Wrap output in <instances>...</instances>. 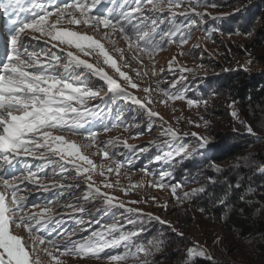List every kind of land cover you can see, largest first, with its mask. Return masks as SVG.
<instances>
[{
    "label": "rangeland",
    "instance_id": "1",
    "mask_svg": "<svg viewBox=\"0 0 264 264\" xmlns=\"http://www.w3.org/2000/svg\"><path fill=\"white\" fill-rule=\"evenodd\" d=\"M193 7L196 11L207 13V15L203 18L197 17L191 11ZM185 8H188L189 11L185 15H180L185 12ZM174 11L175 17L168 12L151 14L152 18L157 19L158 26L160 20L164 21L165 31L172 29L174 25L177 27L183 25L177 36L173 38L174 42L165 43L151 57L147 54H140L134 47L130 49V41L120 37L117 32L111 33V29L100 27L94 31L92 27L83 24L82 26L71 25L75 30L87 32L95 39L100 40L110 55L117 60L121 71L127 73L131 81L138 87H131L128 80L121 77L110 65L104 64L102 56L96 54L85 56L76 49L71 50L90 63L103 67L126 92L141 98L147 104V108L122 97L114 99L113 94L108 92L105 81L94 75L91 77V83L102 91L95 99L87 101V107L89 110L97 111L106 109L107 115L111 114L112 110L118 111L120 113L119 120L113 119L108 122L105 126L109 129L108 131H104L105 127L101 131H97L95 141H90L86 136L77 133L67 131L57 133L79 145H89L82 147L81 151L96 165L95 169L88 166L91 181L85 179L87 174L82 173L77 176L73 167L67 164L66 173L62 178L59 175L57 178H60L61 182L78 183V188L66 190L61 195L56 189L45 191L32 184H28L27 187L20 186L19 194L24 195L27 198L26 201H31L27 208L28 211H39L44 207H51L54 210L56 219L43 233L46 240L63 242L67 239L68 232L74 233L71 237L73 240H81L93 231H102L108 226L116 225L121 230H125V233L139 232V235L133 240L135 245H147L148 241L154 239L163 241L162 250L156 252L152 257L154 264H184L182 261L185 260L187 249L196 243L202 246L213 259L195 258L194 260H202L207 264L246 262L247 257L245 256L250 253L247 247L250 246L240 249V247L228 245L222 240L216 219L200 212V209L194 210L192 200L199 193L180 203L173 196L169 187L159 188L154 185L161 182L160 178L163 173H170L164 177L162 182L165 185L180 183L182 187L177 189V197H183L184 192L203 187V175L200 176L198 173L199 167L203 165L201 160L210 155L212 145L220 143L225 135L236 132L234 125H245L241 123L243 119L232 99L224 101L219 98L217 102L210 104L209 98L212 95L207 97V92L210 89L209 83L212 81L211 84L214 85L215 77L225 72L241 70L251 75H259L264 73V65L248 55H228L224 52L227 44L248 38L239 34L230 36L220 34L214 37V27L218 29L226 24L234 14V9L223 10V5H207L205 0H199V4L195 0L191 4H189V0H184V4ZM49 19L54 20L55 16H51ZM190 19L197 21L191 29L188 27ZM63 21H67V19L65 18ZM106 32H110L111 35L106 37ZM181 34L187 39L183 45L179 42ZM35 35L39 34L35 33ZM41 42L44 43L43 38ZM49 48L51 45L45 43L43 49ZM116 49L120 51H116ZM51 50L56 51L55 49ZM120 52L124 53L123 59L120 57ZM57 54L63 56V53L58 52ZM133 55L139 57V62L133 59ZM225 60L230 62V68L226 67ZM170 63L171 69L169 68ZM184 69L192 71H183ZM153 71L156 75H151ZM138 72L149 74L138 75ZM200 84H203L202 88L205 92H202L199 87L196 88V85ZM145 88H148L150 92L145 93ZM162 90L167 91L170 95H182L184 99L171 100L168 96L163 95ZM188 100L199 103L189 105ZM218 105L224 107L234 125L224 128L221 118L215 121L214 113H216ZM149 110L158 115L150 116ZM233 111L237 112L239 119L231 115ZM169 126L182 137L171 139L165 135V129ZM202 138H207L210 141V144L203 149L200 147ZM128 145L133 147L129 148ZM181 149H183L182 152ZM105 150L109 154L108 157L103 155ZM128 161L131 163L129 164ZM41 163L43 162L36 160V165ZM116 163L121 164L118 172L115 171ZM101 166L103 167L101 168ZM53 167L57 174L60 172L58 165H49L45 169L47 176L43 177L45 184L52 182ZM262 167L260 166L257 172ZM109 168H112L113 171L109 172ZM88 183H92L94 187H99L101 192L112 196L114 205L123 202L125 207L106 205L100 196L85 200L84 195L89 191L86 187ZM106 184H111L112 187H105ZM206 194L209 196L208 193L203 196ZM70 203H78L85 211L83 213L74 212L71 208L66 207ZM129 207L159 216L162 220L168 221L171 227L154 219L141 218L134 213H129L126 210ZM172 227L178 232H182L183 236H178L176 232H173ZM141 229L143 231H140ZM18 230L26 232L23 227ZM19 235L25 238L29 246L31 245L29 234ZM125 251L126 248L121 245L105 249L100 253L99 258L91 255L59 256V252H54V255L59 256L61 264H110L108 256L124 254ZM41 259L42 264H49L51 258L43 255ZM112 264H116V262H112ZM120 264H133V261L130 259L127 262L122 261Z\"/></svg>",
    "mask_w": 264,
    "mask_h": 264
},
{
    "label": "snow or ice",
    "instance_id": "2",
    "mask_svg": "<svg viewBox=\"0 0 264 264\" xmlns=\"http://www.w3.org/2000/svg\"><path fill=\"white\" fill-rule=\"evenodd\" d=\"M26 2L31 4V7L27 8L28 16L20 19L16 15L17 12L24 13L26 9L20 5L19 0H0V11L6 17L16 16L15 19L8 20L11 28L6 41L4 59L0 60V264H42L41 256L43 255L51 258L49 264H61L59 256L71 254L91 255L99 258L100 253L105 249L121 245L126 248L125 253L108 256L110 264L112 262L120 264L130 259L133 264H154L152 257L162 250L163 241L154 239L148 241L147 245H135L133 240L139 232L125 233L116 225L108 226L102 231H93L81 240H73L71 237L74 233L72 232L66 234L67 239L63 242L46 240L43 233L56 219L54 210L51 207H44L39 211H28L27 198L19 192L21 185L27 187L28 184L36 185L45 191L56 189L61 195L66 190L78 188V183L61 182V179L57 178L58 175L62 178L66 173L67 164L72 165L77 176L82 173L87 174L85 179L91 181L88 166L95 169L96 165L81 151L82 147L89 145H79L57 133L65 131L80 133L84 130L86 138L90 141H95L97 138L96 131L86 129L96 115L94 109L89 110L87 107V101L95 99L102 91L91 83L93 75L106 82L108 92L113 94L114 99L122 97L147 108V104L141 98L121 88L120 84L108 75L103 67L82 59L81 55L71 50L76 49L85 56L93 54L102 56L104 64L110 65L121 77L128 80L131 87H138L127 73L121 71L117 60L110 55L100 40L87 32L61 27L62 21L67 17L68 25L83 24L92 27L94 31L100 27L111 29V33L118 31L125 40L130 41V49L134 47L140 54H147L151 57L165 43H173V38L177 36L183 25L179 27L174 25L172 29L165 31L158 28L157 19L152 18V15H146L145 11L147 10L150 14L168 12L175 17L174 9L181 7L184 0H131V3L125 0L124 4H118V0H110L114 7L96 15L90 14L102 0H74L63 7L49 4V7H54V11L51 12L45 7L44 0H26ZM192 2L193 0H189V4ZM195 2L199 4V0ZM117 7L119 11L116 10ZM188 11L189 9L185 8V12L180 15H185ZM191 11L197 17L203 18L207 15V13L196 11L194 7ZM53 15L55 19L50 20L49 17ZM159 23L162 24L164 21L160 20ZM196 23L195 19H190L189 29ZM111 33L106 32L105 36L108 37ZM42 38L44 43L51 45V48L40 52L30 50V42H40ZM179 42L181 45L187 42L183 34L179 36ZM51 49H57V51ZM116 51L120 50L116 49ZM58 52L63 53V56L57 54ZM120 57L124 58L123 52H120ZM133 59L139 62L138 56L133 55ZM169 68L171 69V63ZM183 71L192 70L184 69ZM137 74L148 75L149 73L138 72ZM151 75H156L155 71ZM144 92L149 93L150 90L145 88ZM163 95L171 100L184 99L182 95H170L167 91H163ZM195 103L199 102L188 100L189 105ZM149 115L155 117L158 114L149 110ZM231 115L239 119L236 111H233ZM241 123L244 122L241 121ZM245 127L247 134L257 139H264L250 125ZM108 130L107 127L104 128V131ZM165 135L171 139L179 138V134L170 126L165 129ZM209 144L210 141L207 138H202L200 147L203 149ZM128 147L133 146L128 145ZM180 151L182 152L183 149ZM103 155L108 157L109 154L105 150ZM29 158L43 163L37 164L34 171ZM77 161L83 163H77ZM128 163L130 164L131 161ZM20 165L23 167L17 173ZM49 165H58L60 172L57 174L53 167L52 182L45 184L43 177L47 176L45 169ZM120 167L121 164L116 163L115 171L118 172ZM219 170L217 167V171ZM108 171L111 172L113 169L109 168ZM260 171L264 173V167ZM167 175L170 173H163L160 178L161 182H157L154 186L169 187L180 203L205 191L202 187L196 188L184 192L183 197H177V189L182 185L180 183L165 185L162 181ZM86 187L89 191L84 195L85 200L100 196L106 205L125 207L123 202L114 205V198L106 192H101V189L94 187L92 183H88ZM105 187H112V185L106 184ZM66 207L76 213L85 211L78 203H70ZM126 210L141 218L154 219L171 227L168 221L162 220L159 216L143 213L140 209L130 207ZM80 223L82 224L83 221L81 220ZM21 227L29 234L30 246L24 237L15 232V229ZM171 230L178 236H183V233L178 232L174 227ZM54 252H59V256L54 255ZM195 258L213 259L198 243L187 249L184 264H190V261Z\"/></svg>",
    "mask_w": 264,
    "mask_h": 264
},
{
    "label": "trees",
    "instance_id": "3",
    "mask_svg": "<svg viewBox=\"0 0 264 264\" xmlns=\"http://www.w3.org/2000/svg\"><path fill=\"white\" fill-rule=\"evenodd\" d=\"M205 2L207 5H223V10H235L226 24L218 29L214 27V37L239 34L248 38L227 44L224 52L228 55H248L264 65V0ZM225 64L230 68L229 61L225 60ZM211 82L207 92V97L212 95L210 104L219 98L224 101L232 99L244 126L250 125L259 136L264 137V73L225 72L215 77L214 85ZM198 87L205 92L203 84L196 85ZM216 108L215 121L221 118L224 128L234 125L222 105ZM234 126L236 132L225 135L220 143L212 145L210 155L201 160L203 165L198 173L203 175L202 188L205 191L194 197L192 204L195 211L204 209L200 212L216 219L225 243L240 249L250 246L247 247L250 253L245 256L246 262L239 264H264V173L257 172L264 165V139L247 134L241 124ZM205 193L209 196H203ZM190 264L207 263L192 260Z\"/></svg>",
    "mask_w": 264,
    "mask_h": 264
},
{
    "label": "clouds",
    "instance_id": "4",
    "mask_svg": "<svg viewBox=\"0 0 264 264\" xmlns=\"http://www.w3.org/2000/svg\"><path fill=\"white\" fill-rule=\"evenodd\" d=\"M146 11H147V10H146ZM146 15H151V14L148 13V12H146ZM162 29L165 30V29H164V26L162 27ZM122 38H123V37H122ZM157 39H159V37H157ZM117 83H119V82H117ZM120 86H121V85H120ZM121 88H122V86H121ZM92 121H95V120L92 119ZM99 131H101V130H99ZM96 132H97V131H96ZM81 133L84 134L83 131H82ZM77 134H78V135H81V134H79V133H77ZM82 136H83V135H82ZM181 137H182V136H181ZM263 166H264V165H263ZM122 231L125 232V230H122ZM15 232H16V233H19V234H23V235H25V236H26V233H27V232H23L22 230H18V229H15ZM27 234H28V233H27Z\"/></svg>",
    "mask_w": 264,
    "mask_h": 264
},
{
    "label": "water",
    "instance_id": "5",
    "mask_svg": "<svg viewBox=\"0 0 264 264\" xmlns=\"http://www.w3.org/2000/svg\"><path fill=\"white\" fill-rule=\"evenodd\" d=\"M264 167V166H263Z\"/></svg>",
    "mask_w": 264,
    "mask_h": 264
}]
</instances>
